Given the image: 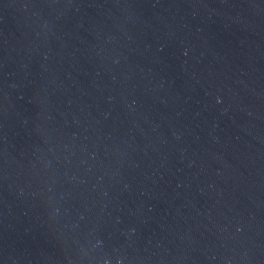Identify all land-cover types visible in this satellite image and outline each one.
Returning a JSON list of instances; mask_svg holds the SVG:
<instances>
[{"label":"water","instance_id":"water-1","mask_svg":"<svg viewBox=\"0 0 264 264\" xmlns=\"http://www.w3.org/2000/svg\"><path fill=\"white\" fill-rule=\"evenodd\" d=\"M0 264H264V0H0Z\"/></svg>","mask_w":264,"mask_h":264}]
</instances>
